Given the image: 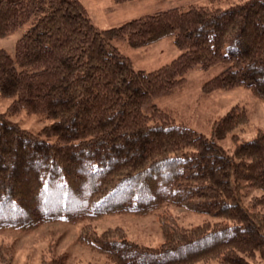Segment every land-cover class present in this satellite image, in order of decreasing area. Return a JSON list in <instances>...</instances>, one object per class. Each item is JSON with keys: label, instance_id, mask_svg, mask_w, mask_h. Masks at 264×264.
I'll list each match as a JSON object with an SVG mask.
<instances>
[{"label": "trees", "instance_id": "trees-1", "mask_svg": "<svg viewBox=\"0 0 264 264\" xmlns=\"http://www.w3.org/2000/svg\"><path fill=\"white\" fill-rule=\"evenodd\" d=\"M26 24L14 53L0 48V95L12 100L0 113V230L175 204L216 220L165 222L159 246L88 226L80 240L111 264H264V130L230 152L219 139L247 123L244 111L208 136L156 103L195 66L221 67L204 92L244 86L264 101V0L157 8L108 28L81 0H0V37ZM165 38L180 53L149 71L118 46ZM21 111L51 122L32 132L10 118Z\"/></svg>", "mask_w": 264, "mask_h": 264}, {"label": "rangeland", "instance_id": "rangeland-1", "mask_svg": "<svg viewBox=\"0 0 264 264\" xmlns=\"http://www.w3.org/2000/svg\"><path fill=\"white\" fill-rule=\"evenodd\" d=\"M94 23L101 28L117 26L157 8L184 7L190 5L224 8L244 0H137L115 3L112 0H81ZM28 28V24L0 37V48L14 53L17 39ZM120 50L129 56L137 69H157L175 58L180 50L171 38L143 47H131L118 43ZM220 66L203 68L195 66L186 74L185 83L170 95L156 99L159 108L167 111L179 123L187 124L197 131L211 136L214 124L230 110L248 116L220 144L233 151L239 142L254 137L264 130V101L250 89L238 86L229 90L214 89L204 92L203 85L220 72ZM12 100L0 95V113L7 111ZM22 127L38 133L50 120L37 114L21 111L11 115ZM252 193H256L255 190ZM248 200V199H247ZM215 217L175 204H166L145 214L112 213L92 220L77 222L55 221L43 223L30 230L4 228L0 230V264H43L55 256H62L65 264L94 263L111 264L108 258L91 245L80 240L87 226L97 233L107 229L121 230L127 238L150 246H159L164 241L163 225L191 227ZM254 264H263L260 258H252ZM199 264H217L216 260Z\"/></svg>", "mask_w": 264, "mask_h": 264}, {"label": "crops", "instance_id": "crops-1", "mask_svg": "<svg viewBox=\"0 0 264 264\" xmlns=\"http://www.w3.org/2000/svg\"><path fill=\"white\" fill-rule=\"evenodd\" d=\"M10 1H16V0H10Z\"/></svg>", "mask_w": 264, "mask_h": 264}]
</instances>
